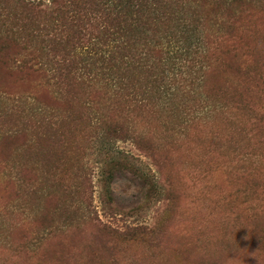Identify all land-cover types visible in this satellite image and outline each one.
<instances>
[{
    "label": "rangeland",
    "instance_id": "obj_1",
    "mask_svg": "<svg viewBox=\"0 0 264 264\" xmlns=\"http://www.w3.org/2000/svg\"><path fill=\"white\" fill-rule=\"evenodd\" d=\"M161 1L128 34L134 62L59 78L73 50L26 8L51 5L0 0V264H264V0ZM100 2L83 61L124 26Z\"/></svg>",
    "mask_w": 264,
    "mask_h": 264
},
{
    "label": "trees",
    "instance_id": "obj_2",
    "mask_svg": "<svg viewBox=\"0 0 264 264\" xmlns=\"http://www.w3.org/2000/svg\"><path fill=\"white\" fill-rule=\"evenodd\" d=\"M92 0H47V3L51 5L48 9H38L37 7L42 4H32L28 3L26 5L27 10L35 13L40 20L47 21L43 27H37L33 30V34H38L39 36L46 37L47 41L53 44L51 50H56L58 47H63L65 50L70 47V50L77 51L80 47L84 46V43H80V40L85 36V22L87 19L92 18L96 13H91L90 11L94 10L95 7L101 11H105V6L100 1L97 0V4H93L91 9L86 7V4L91 3ZM93 3V2H92ZM91 3V4H92ZM99 4V5H98ZM158 4H163L161 0H121V11L123 14L120 15V24L122 25L118 31L120 36L119 41L116 42V45H107L104 44L105 49H99L98 44L89 49L92 52L94 48L96 52L94 56L85 61L81 60L79 57L73 55V51L70 53L68 50L63 52V54H58L56 57L52 58L51 71L54 74H57L59 78L66 76L67 78L71 75H82L88 73V76H98V75H108V72H113V70H120V68L126 67L125 63L134 62L135 54L132 55V51H135V44L133 43L134 39L129 37L128 34L132 33L135 29L146 24V20L151 11H155V6ZM96 5V6H95ZM83 6V7H81ZM92 6V5H90ZM89 6V7H90ZM153 6V7H152ZM25 8V6H24ZM98 17H101L98 15ZM97 17V18H98ZM86 25H89L90 22L86 21ZM51 24V25H50ZM30 29H22L26 33V37H30ZM92 33V32H91ZM23 34L20 32H11L6 35L5 40H18L22 37ZM109 36V38L114 35L111 33L104 34ZM77 38V42H71V39ZM2 39V38H1ZM87 44V43H86ZM92 46V45H91ZM97 50L101 52H97ZM124 51H128L132 56H125L127 62L118 55H122ZM24 68L30 70L29 66H24ZM117 70V71H118ZM122 129L114 127L111 129L108 134L109 137L119 136L122 134ZM125 161L122 160H111L109 162L110 168L106 170L104 181L107 182L103 187V200L109 205L110 212L115 211L114 207L111 206V196L113 194L111 184L107 180L111 176L112 171H116ZM139 179L141 184L146 188H149L150 192L155 191L153 181L145 177V175H140ZM70 214V213H69ZM66 217L67 220L71 219L70 215ZM101 233H110L118 234L114 229H111L108 226H102L100 230Z\"/></svg>",
    "mask_w": 264,
    "mask_h": 264
}]
</instances>
